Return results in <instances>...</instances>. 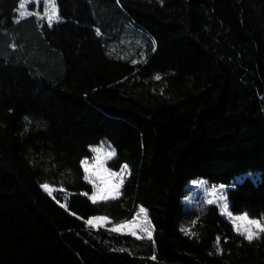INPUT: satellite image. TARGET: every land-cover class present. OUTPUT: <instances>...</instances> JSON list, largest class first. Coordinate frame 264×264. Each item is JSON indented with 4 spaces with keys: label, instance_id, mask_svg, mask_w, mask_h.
<instances>
[{
    "label": "trees",
    "instance_id": "1",
    "mask_svg": "<svg viewBox=\"0 0 264 264\" xmlns=\"http://www.w3.org/2000/svg\"><path fill=\"white\" fill-rule=\"evenodd\" d=\"M57 2L49 28L0 0V264H264V232L181 201L223 184L264 218V0ZM103 141L128 167L93 203L80 160ZM141 207L151 240L86 223Z\"/></svg>",
    "mask_w": 264,
    "mask_h": 264
},
{
    "label": "snow or ice",
    "instance_id": "2",
    "mask_svg": "<svg viewBox=\"0 0 264 264\" xmlns=\"http://www.w3.org/2000/svg\"><path fill=\"white\" fill-rule=\"evenodd\" d=\"M41 0H18V6L14 9L15 12L18 13L20 18L36 16L38 19H41L38 12H30L27 8L29 4L39 5ZM44 7V17L47 19L48 27L51 28L53 26V22H61V18L59 16L58 2L57 0H43ZM97 35H99L100 30L96 29ZM153 46L155 47V41H153ZM157 79L159 77L157 76ZM27 119V118H26ZM90 151L93 154L90 163L86 162V159L80 160V165L83 167V179L88 184L91 185V194L84 193L87 198L96 203L97 200L106 201L108 199H115L119 195V190L121 187V183L123 180L122 173L128 167L126 164H121L120 171L114 172L109 168L104 167V161L113 155L112 152H105L102 149L94 146H89ZM89 167H91L92 171H89ZM109 181H112L109 186ZM40 187L48 193L50 196L53 194L52 190L49 188L47 183H43ZM221 190H223L224 185H220ZM215 196V191L212 193ZM225 197L220 195L216 197V200L223 201ZM216 202L215 200H209L208 203L212 204ZM60 207H65L64 204H61ZM222 210H224V206L222 205ZM146 210L144 208H140L139 212H137L136 216L132 218V220L127 221L125 223L117 225L113 228V231L119 232L121 229L127 227L132 231V234L135 235L136 231L139 230L141 233L145 234L149 240L152 239V228L151 224L147 219ZM144 215L143 220L138 221L137 217ZM232 219L235 230L239 232L244 240L253 241L254 239L259 238V233L264 232V218L257 220L255 218L248 219L246 214H242L239 216H231L230 213H226ZM92 219H107L106 217H93ZM245 220L246 224L241 227V225L237 224V221ZM86 223H91V220L86 221ZM155 259V257H153Z\"/></svg>",
    "mask_w": 264,
    "mask_h": 264
},
{
    "label": "rangeland",
    "instance_id": "3",
    "mask_svg": "<svg viewBox=\"0 0 264 264\" xmlns=\"http://www.w3.org/2000/svg\"><path fill=\"white\" fill-rule=\"evenodd\" d=\"M41 2H42V6H43V0H41ZM32 5L34 6V8H31ZM36 6H37L36 4H29V5H27V8H28V10L30 12H34L35 13V12H38V11L35 10ZM39 14L44 17V7H42V12L39 13ZM45 21L47 23V19H45ZM54 22H56V21H54ZM94 147H98V148L102 149L105 152H112L113 153V150H112L111 146L109 144H107L106 142H104V141L100 142L98 145H94ZM92 155L93 154L91 153V156L88 159H86V162L90 163ZM111 157H109L107 160L104 161V167L107 168V165H106L107 161ZM89 171H92L91 167H89ZM122 176H123V173H122ZM245 177H250L253 180L257 179V175L246 174V175H242V176L236 177L233 180V182H235V183L236 182H241ZM111 183H112V181H109V186L111 185ZM189 186L191 188L190 192L188 193V195H186L181 200L185 207L191 208V209L192 208H200V207L204 206L205 204H208L209 200H215L216 202H214L212 204H216L219 207L221 215L227 221H229L231 223V225L233 226L234 231L237 232L235 230L234 225H233L232 219L230 218V216L228 214H226V213H229L228 210H227L226 200L225 199L223 201L216 200V197H218L220 195L224 196L225 187L223 188V190H221L220 186H208L205 183H202L200 180L192 181ZM213 191H215V196L212 195ZM222 205L224 206V210H222V207H221ZM137 212H139V210ZM137 212H135L132 215V217H130V218L126 219V220L117 222V223H112L108 219H104V220L92 219L93 218L92 217V218L89 219V220H91V223L90 224L88 223V225L93 226V227H97L99 225H103V226H108L109 228L113 229L119 224H122V223H125L127 221L132 220V218L134 216H136ZM145 214H142L141 216H138L137 220L138 221L143 220ZM240 215H242V214H240ZM231 216H239V215H232L231 214ZM94 217H102V216H94ZM248 219H250V218H248ZM237 224H239V225H241V227H243L246 224V221L245 220H239V221H237ZM119 232L133 235L132 231L130 229H128L127 227H125L124 229H121ZM237 233H239V232H237ZM133 236H135V237H147L145 234L141 233L139 230H137L136 234L133 235Z\"/></svg>",
    "mask_w": 264,
    "mask_h": 264
},
{
    "label": "built area",
    "instance_id": "4",
    "mask_svg": "<svg viewBox=\"0 0 264 264\" xmlns=\"http://www.w3.org/2000/svg\"><path fill=\"white\" fill-rule=\"evenodd\" d=\"M202 183H204V181L203 180H200Z\"/></svg>",
    "mask_w": 264,
    "mask_h": 264
}]
</instances>
